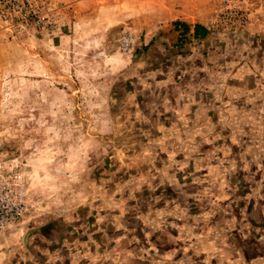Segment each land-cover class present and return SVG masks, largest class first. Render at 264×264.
Returning <instances> with one entry per match:
<instances>
[{
  "label": "rangeland",
  "instance_id": "obj_1",
  "mask_svg": "<svg viewBox=\"0 0 264 264\" xmlns=\"http://www.w3.org/2000/svg\"><path fill=\"white\" fill-rule=\"evenodd\" d=\"M71 2L0 15V264H264V0Z\"/></svg>",
  "mask_w": 264,
  "mask_h": 264
},
{
  "label": "built area",
  "instance_id": "obj_2",
  "mask_svg": "<svg viewBox=\"0 0 264 264\" xmlns=\"http://www.w3.org/2000/svg\"><path fill=\"white\" fill-rule=\"evenodd\" d=\"M51 12L47 0H0V15L4 22L22 31L45 30L53 20ZM23 214L24 205L20 200H13L9 193L0 194V234L18 223Z\"/></svg>",
  "mask_w": 264,
  "mask_h": 264
},
{
  "label": "crops",
  "instance_id": "obj_3",
  "mask_svg": "<svg viewBox=\"0 0 264 264\" xmlns=\"http://www.w3.org/2000/svg\"><path fill=\"white\" fill-rule=\"evenodd\" d=\"M50 2H51V4L52 5H54L55 6V8H57L58 7V5H60L59 4V1H61V0H49ZM72 0H70V4H73L72 2H71ZM75 6V4H73L72 5V7H74ZM60 7V6H59ZM59 7H58V9H59ZM193 31H194V36H195V27H194V29H193ZM192 31H190V33H191ZM196 38V37H195ZM199 39H201L200 37H198ZM51 227L52 226H47V227H45V228H43V229H40L37 233H40V234H42V235H44V236H49L50 234H53L52 233V229H51ZM51 229V230H50ZM50 231H51V233H50ZM49 234V235H48ZM259 239H260V241H259V243H264V231H260V233H259ZM258 243V244H259ZM262 247H264V244L263 245H261ZM185 253H187V251H185ZM191 252H188V254H190ZM196 254H197V252H196ZM191 259H195V257L193 256H190V260ZM187 263H192V261L191 262H186V263H184V264H187Z\"/></svg>",
  "mask_w": 264,
  "mask_h": 264
},
{
  "label": "trees",
  "instance_id": "obj_4",
  "mask_svg": "<svg viewBox=\"0 0 264 264\" xmlns=\"http://www.w3.org/2000/svg\"><path fill=\"white\" fill-rule=\"evenodd\" d=\"M176 25L178 27H182L183 30H184V34L187 35L190 33V30H191V27L186 24V23H176ZM208 34V31L206 28H204L203 26H200V25H196L195 26V37L198 38H204L206 37V35Z\"/></svg>",
  "mask_w": 264,
  "mask_h": 264
}]
</instances>
